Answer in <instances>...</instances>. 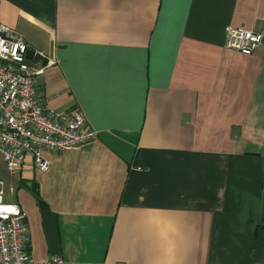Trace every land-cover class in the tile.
I'll list each match as a JSON object with an SVG mask.
<instances>
[{
  "label": "crops",
  "instance_id": "obj_1",
  "mask_svg": "<svg viewBox=\"0 0 264 264\" xmlns=\"http://www.w3.org/2000/svg\"><path fill=\"white\" fill-rule=\"evenodd\" d=\"M261 7L0 0V23L54 53L39 99L96 133L44 151L47 171L0 159L35 264H264V46H225Z\"/></svg>",
  "mask_w": 264,
  "mask_h": 264
},
{
  "label": "built area",
  "instance_id": "obj_2",
  "mask_svg": "<svg viewBox=\"0 0 264 264\" xmlns=\"http://www.w3.org/2000/svg\"><path fill=\"white\" fill-rule=\"evenodd\" d=\"M257 20L259 30L228 27L225 46L245 55L264 46V0ZM54 57L32 49L16 29L0 23V159L9 174L28 161L47 171L44 151L61 152L96 136L81 110L62 115L39 99L37 81ZM4 193L0 179V264H35L28 253L26 213L17 202H5ZM49 264L63 260L53 256Z\"/></svg>",
  "mask_w": 264,
  "mask_h": 264
},
{
  "label": "rangeland",
  "instance_id": "obj_3",
  "mask_svg": "<svg viewBox=\"0 0 264 264\" xmlns=\"http://www.w3.org/2000/svg\"><path fill=\"white\" fill-rule=\"evenodd\" d=\"M6 192H7V193L5 194V199H6V197L9 195V193H8L9 191L6 190Z\"/></svg>",
  "mask_w": 264,
  "mask_h": 264
}]
</instances>
